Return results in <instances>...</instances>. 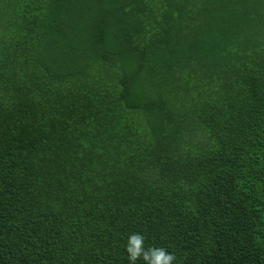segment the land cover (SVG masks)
<instances>
[{
  "label": "trees",
  "instance_id": "trees-1",
  "mask_svg": "<svg viewBox=\"0 0 264 264\" xmlns=\"http://www.w3.org/2000/svg\"><path fill=\"white\" fill-rule=\"evenodd\" d=\"M132 233L264 264V0H0V264Z\"/></svg>",
  "mask_w": 264,
  "mask_h": 264
},
{
  "label": "clouds",
  "instance_id": "clouds-1",
  "mask_svg": "<svg viewBox=\"0 0 264 264\" xmlns=\"http://www.w3.org/2000/svg\"><path fill=\"white\" fill-rule=\"evenodd\" d=\"M145 236L142 233H132L126 244L130 264L143 259L145 264H173L177 259L175 253H170L164 247L149 246L145 248Z\"/></svg>",
  "mask_w": 264,
  "mask_h": 264
}]
</instances>
